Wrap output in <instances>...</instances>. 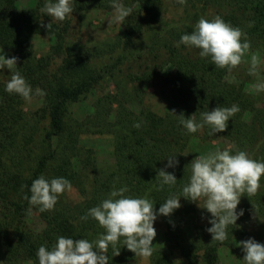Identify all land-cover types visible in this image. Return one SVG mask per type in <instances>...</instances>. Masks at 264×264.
<instances>
[{"label":"trees","instance_id":"1","mask_svg":"<svg viewBox=\"0 0 264 264\" xmlns=\"http://www.w3.org/2000/svg\"><path fill=\"white\" fill-rule=\"evenodd\" d=\"M135 1L138 8L132 9L125 19L123 33L117 41L122 50L135 46L150 27L163 20L164 0ZM112 2L73 0L72 16L62 22L42 15L39 10L44 0H37L34 7L24 11L0 7V48L16 54L19 62L15 71H19L33 89L40 88L46 93L33 95L41 98L42 106L29 117L22 108L24 99L4 91V81L10 78L9 70L5 68L0 74V211L6 216V222L0 223L2 264L26 261L38 264V248L41 245L51 248L59 236L74 240L98 239L104 229L91 217L87 220L81 217L106 199L114 188L126 186L128 192L124 195L147 196L154 202V210L169 194L179 195L190 175L191 161L184 153L191 137L202 135L208 140L223 136L235 144V151L255 147L247 151L251 155L261 148L262 154L255 159L264 161V103L257 108L245 98L244 93L227 80L230 73L227 68H217L209 58L199 57L196 49L175 46L182 34L192 31L200 17L211 19L218 15L246 34L241 39H247L250 48L260 47L264 44V0H193L192 4H184V13H188V7L195 10L191 23L182 25L178 32L172 30L173 34L165 41L160 40V45L155 42L148 46L146 59L142 60V73L130 76L148 83L169 66L166 82L171 99L179 106L178 116L187 118L194 113L199 120L200 112L233 104L240 110L228 121V128L214 136L208 135L207 127L185 134L178 116H163L146 108L137 115L118 111L115 121L109 123L110 128L116 129L114 166L106 171L95 166L93 152L79 145L81 126L70 123L67 118L70 103L84 100L88 94L102 90L104 85L101 71L92 66L91 51L81 43L76 16L89 9L111 8ZM49 23L47 29L45 25ZM36 36H46L52 41L47 55L37 59L32 44ZM121 90L119 95L124 94ZM114 101L117 99L108 94L99 98L97 107L100 109L96 116L106 106L110 107L104 109L105 113L109 109L111 112ZM134 123H139L140 127L134 128ZM171 154H176L179 160L175 169H167L174 173L176 184L158 191L159 177L156 175ZM40 175L47 179L66 178L71 186L78 187L84 197L83 204L65 205L60 195L50 210L40 211L37 206L30 205L25 196L30 195L28 187ZM88 178L89 190L84 182ZM260 183L262 186L254 195L245 193L240 198L237 206V211L243 210L240 218L247 219L253 214L264 217V176ZM180 204L171 215H160L157 219L163 223L168 240L178 249L184 264H217V250L223 246L233 247L237 256L243 257L239 242L248 236L238 229V222L228 226V238L224 242H211V234L206 231L211 226L209 223L196 227L192 234L187 228V219L195 211V203L181 197ZM29 209L43 222L39 231L25 224L23 216ZM117 250L119 254L114 256ZM107 256L109 264H135L136 260V256L119 242L115 248L109 245Z\"/></svg>","mask_w":264,"mask_h":264},{"label":"clouds","instance_id":"2","mask_svg":"<svg viewBox=\"0 0 264 264\" xmlns=\"http://www.w3.org/2000/svg\"><path fill=\"white\" fill-rule=\"evenodd\" d=\"M42 15L52 21L62 22L73 13V0H44L39 10ZM132 9L119 0H113L111 9L106 13L108 24L122 25L131 14ZM47 29L50 23L45 25ZM246 34L239 27L226 23L222 17L211 19L200 17L192 26L190 33L182 34L175 43L176 47L183 45L188 50L196 49L201 58H209L217 68L231 70L241 63L244 53L250 48ZM17 57L5 58L0 48V74L6 68L10 78L4 81V91L16 94L24 100H31L33 95L43 96L46 93L40 89H33L19 71H15ZM257 67L256 57H252L250 74H254ZM257 93L264 91V82L254 85ZM239 106L214 107L211 111L200 112L199 120L194 113L187 118L179 115V124L185 134H193L207 127L208 135L224 132L228 128V121L239 111ZM173 113V112H171ZM177 116V115H176ZM139 128V123L133 124ZM186 155V154H184ZM164 167L157 173L159 184L157 190L164 186L176 184L173 172L179 164L176 154L168 155ZM264 176V161L253 159L249 153L237 150L217 148L214 152L196 155L190 162V175L182 186L179 195L169 196L154 210V202L148 198L124 195L128 192L126 186L113 189L98 205L88 209L82 220L89 217L94 219L103 233L95 241L85 238L59 236L51 248L41 245L36 257L38 264H109L107 250L119 242L134 256L145 260L153 253L152 241L156 236L154 222L158 216H169L181 207L180 198L196 203L197 207L210 214L206 229L211 234V242H224L228 238V226L236 225L237 219L243 215V210L237 211L240 198L254 195L261 187V177ZM71 188V183L64 177L45 178L43 175L35 178L28 187L30 195H26L30 205L37 206L40 211L54 208L59 196ZM243 252V264H264V243L253 238L240 241ZM120 250L114 254L118 255Z\"/></svg>","mask_w":264,"mask_h":264},{"label":"rangeland","instance_id":"3","mask_svg":"<svg viewBox=\"0 0 264 264\" xmlns=\"http://www.w3.org/2000/svg\"><path fill=\"white\" fill-rule=\"evenodd\" d=\"M119 2L126 4L125 6L131 9L138 8V3L135 0H120ZM36 3L37 0H0V7L4 6L8 11H24L34 7ZM192 3L193 0H164L162 22L150 27L135 46L128 50H122L117 44L123 33L124 25H107L105 16L111 8L89 9L76 16L81 43L91 51L92 66L101 71L104 85L102 90L99 89L88 94L84 100L70 103L67 107V118L70 123L81 126L79 145L93 152L94 164L98 169L106 171L114 166L113 142L116 129L110 128L109 123L112 124L115 121L114 118L118 111L137 115L142 111V108H146L159 115L177 118L179 106L171 99L169 85L166 82V77L170 72L169 66H165L162 72L154 76L153 80L148 83L136 81L130 75L142 73V60L146 59L148 46L155 42H159L158 45H160V40L165 41L171 33L173 34V31L178 32L182 25L191 23L195 10L188 7V13H184V4ZM51 43V39L46 36L34 37L32 40L34 57L37 59L47 55ZM3 52L5 58L17 57L10 51L3 50ZM158 54H160V50ZM252 57H256L257 60L254 74L249 72ZM227 80L242 91L244 97L251 101L255 107H261L264 103V91L257 93L254 85L264 82V44L257 48H249L244 53L241 63L230 70ZM120 89H123L121 91H124V94H118ZM105 94L115 97L117 101L112 104L111 112L109 109V112L105 113L104 109L110 107L106 106L101 110L100 117L97 118L99 115L96 116V114L100 109L97 107V100ZM41 106L42 100L38 96H33L31 100H24L22 103L23 111L29 117L39 111ZM245 118H248V115ZM203 138L200 135L189 139L184 154L190 161L196 155L214 152L217 148L230 151L237 149L234 143L223 136H216L208 140ZM253 148L255 147L249 148L247 151ZM260 150L261 153H259ZM255 152L257 154L249 153L253 159L260 157L263 149L258 148ZM74 165L78 167L77 163ZM84 182L85 187L89 190L90 178L85 179ZM61 196L62 203L71 207L80 206L84 201V197L76 186H71ZM194 208L195 211L187 219V228L190 234L196 227L207 224L210 216L203 209L198 208L196 203ZM23 217L25 224L31 229L39 231L43 228V222L35 211L29 209ZM2 222H6V216L0 211V223ZM237 222L239 223L238 229L244 230L248 238L251 237L259 243H264V217L262 215L253 214L247 219L239 217ZM154 228L156 236L152 241V256L147 260L136 256L135 264H184L178 249L168 240L163 223L157 219L154 222ZM233 242L235 243L237 240L233 239ZM217 257V264H243V257H238L233 247L230 246L220 247L217 250ZM2 263V249L0 248V264ZM21 264L31 263L26 261Z\"/></svg>","mask_w":264,"mask_h":264}]
</instances>
